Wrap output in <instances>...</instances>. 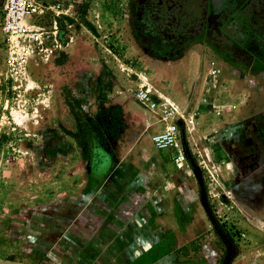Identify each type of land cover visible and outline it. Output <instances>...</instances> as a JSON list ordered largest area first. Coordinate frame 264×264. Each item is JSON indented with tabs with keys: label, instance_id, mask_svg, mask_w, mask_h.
Masks as SVG:
<instances>
[{
	"label": "rangeland",
	"instance_id": "obj_1",
	"mask_svg": "<svg viewBox=\"0 0 264 264\" xmlns=\"http://www.w3.org/2000/svg\"><path fill=\"white\" fill-rule=\"evenodd\" d=\"M132 1L60 0L71 21L67 46L19 77L8 73L0 48V259L262 264L264 219L251 215L247 195L239 191L256 169L257 161L245 155L254 156V146L240 148L234 169L226 154L229 145L222 154L214 143L219 132L212 106L202 104L201 87L209 94L219 70L202 63L189 80L195 69L187 75L172 64L150 62L130 35ZM207 55L195 47L185 59L191 64ZM139 88L175 110L189 154L184 168L175 167L168 150L151 144L150 137L162 128L160 111L135 101ZM75 100L81 120L94 114L101 101L122 107L125 128L110 143L108 167L94 168L90 153L76 144L68 106ZM231 148L234 154L236 146ZM191 162L201 171L204 201ZM126 214L144 218L145 228L155 232L146 233L140 254L132 250L137 242L125 240L118 224Z\"/></svg>",
	"mask_w": 264,
	"mask_h": 264
},
{
	"label": "flooded vegetation",
	"instance_id": "obj_2",
	"mask_svg": "<svg viewBox=\"0 0 264 264\" xmlns=\"http://www.w3.org/2000/svg\"><path fill=\"white\" fill-rule=\"evenodd\" d=\"M131 8L130 35L150 62L178 64L199 47L241 73L264 70V0H133Z\"/></svg>",
	"mask_w": 264,
	"mask_h": 264
},
{
	"label": "crops",
	"instance_id": "obj_3",
	"mask_svg": "<svg viewBox=\"0 0 264 264\" xmlns=\"http://www.w3.org/2000/svg\"><path fill=\"white\" fill-rule=\"evenodd\" d=\"M207 56H209V59L204 58L202 60L201 58L200 61L196 58V61L191 62V64L186 62L188 58L185 59L184 56L180 63L172 64L173 66L170 68H174L175 71L181 73H184V69L187 75L189 69L192 71L195 69L193 74H189L191 76L189 80L197 77L202 63L205 66H208V63H213L219 70V74L212 78V89H209V94H203L204 88L202 85L201 92L204 99L202 104L212 106L213 116L216 118L213 124L214 131L219 132L216 135L218 139L216 138L214 143L218 146V152L222 154L226 153L224 146L229 145L230 151L226 154H229V161L234 164V169L236 166L234 163L235 156L240 152V148L242 150L243 145L254 146L255 155H245L246 158L250 157V159L257 161L256 169L252 171L250 179L239 188V191L247 195L245 196V202L249 206L246 205V208L250 210L251 215L264 219V71L241 73L215 56L211 54ZM163 67L165 70L167 69V67ZM198 94L197 92L192 97L196 99ZM233 145L236 146L234 154L230 153ZM237 145L241 147L237 148ZM131 205L130 202L129 207ZM131 209L135 211L136 207L132 206ZM126 216L127 218L118 220V224L123 228L125 240L137 242L132 250L140 254V249L144 248L146 233L154 235L155 232L151 231L150 228L148 230L145 228L147 224H144V218L140 219L137 216L127 214ZM139 225H142L141 229H139ZM149 225L151 223L148 221ZM263 263L264 261H262ZM158 264L164 263L160 262Z\"/></svg>",
	"mask_w": 264,
	"mask_h": 264
},
{
	"label": "built area",
	"instance_id": "obj_4",
	"mask_svg": "<svg viewBox=\"0 0 264 264\" xmlns=\"http://www.w3.org/2000/svg\"><path fill=\"white\" fill-rule=\"evenodd\" d=\"M69 17V8L60 0H1L0 48L11 77L27 73L31 65L47 64L63 51L68 44ZM133 97L147 110L160 111L162 129L150 137L151 144L158 151L168 150L175 167L184 168L187 155L175 110L163 108L143 88L135 90Z\"/></svg>",
	"mask_w": 264,
	"mask_h": 264
},
{
	"label": "trees",
	"instance_id": "obj_5",
	"mask_svg": "<svg viewBox=\"0 0 264 264\" xmlns=\"http://www.w3.org/2000/svg\"><path fill=\"white\" fill-rule=\"evenodd\" d=\"M68 106L76 123V144L86 154L90 153L93 167L96 168L99 162L113 155L110 143L117 142L123 134L125 122L122 107L119 104L106 105L101 101L94 114L89 118L83 116L81 120L80 101L75 100Z\"/></svg>",
	"mask_w": 264,
	"mask_h": 264
},
{
	"label": "water",
	"instance_id": "obj_6",
	"mask_svg": "<svg viewBox=\"0 0 264 264\" xmlns=\"http://www.w3.org/2000/svg\"><path fill=\"white\" fill-rule=\"evenodd\" d=\"M1 1V0H0ZM187 155V153H186ZM189 158V154L187 155ZM192 165V171L193 174L201 188V196L203 201L205 200V192H204V186H203V179H202V175H201V171L198 168V166H196L193 162H191ZM204 206L206 207V204H204ZM229 259L227 260L226 264H228ZM0 264H26V263H22V262H15V261H6V260H1L0 259Z\"/></svg>",
	"mask_w": 264,
	"mask_h": 264
}]
</instances>
